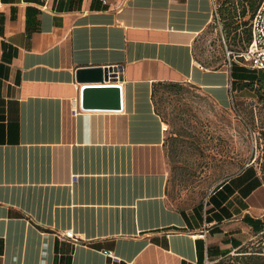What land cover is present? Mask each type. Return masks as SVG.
<instances>
[{
    "label": "crops",
    "instance_id": "0c3cea01",
    "mask_svg": "<svg viewBox=\"0 0 264 264\" xmlns=\"http://www.w3.org/2000/svg\"><path fill=\"white\" fill-rule=\"evenodd\" d=\"M41 6L0 0V264H211L263 234L243 220L264 226V182L249 168L190 211L166 201L158 88L189 84L222 107L233 93L227 65L194 60L210 0ZM93 67L119 68L116 81L76 82ZM108 85L118 111L81 109L84 88Z\"/></svg>",
    "mask_w": 264,
    "mask_h": 264
},
{
    "label": "rangeland",
    "instance_id": "374dc122",
    "mask_svg": "<svg viewBox=\"0 0 264 264\" xmlns=\"http://www.w3.org/2000/svg\"><path fill=\"white\" fill-rule=\"evenodd\" d=\"M222 2L218 1V5ZM246 11L243 20H248L251 14L248 7ZM231 14L224 16L229 20ZM221 18L219 12L218 20H213L194 44V60L203 67L215 69L227 65L225 47L228 51H241V42L233 43L229 38L238 19L226 30L227 35ZM245 30H239L241 39ZM235 61L232 63L240 64L238 59ZM154 101L168 129L169 173L165 195L170 207L190 211L203 205L216 185L246 165L264 177V91L262 96L248 88L234 91L228 106L222 107L200 89L185 84L171 90L158 88ZM260 242L264 240L256 238L244 246L252 253L259 249ZM233 254L211 264H242L236 259L240 256Z\"/></svg>",
    "mask_w": 264,
    "mask_h": 264
},
{
    "label": "trees",
    "instance_id": "16d2710c",
    "mask_svg": "<svg viewBox=\"0 0 264 264\" xmlns=\"http://www.w3.org/2000/svg\"><path fill=\"white\" fill-rule=\"evenodd\" d=\"M223 1L224 2L218 5V13L220 12V14L222 15L221 20L223 22V25H225V28L223 30L225 32L226 30L229 31L230 25L231 24L233 25L234 21H237L238 19V22H236L234 26H232V28L230 29L232 36L229 38L232 40L233 43L240 41L241 51H242L246 47V45L249 43V38H250L249 27H250L251 18H252L253 12L256 10L261 0H223ZM246 7L250 9L251 14L248 17V20H243L247 12ZM237 9H240L239 13H237ZM229 12H231L232 14H231V19L228 20V18H226L224 15L225 13H229ZM239 19H242V21H239ZM240 29L241 30L246 29L245 31H243L244 38L242 39L240 38V34H241L239 31ZM226 33L227 35L229 34V32H226ZM230 74L233 79L231 83L232 92L248 88L250 90H255L257 92H260V96H262V93L264 91V70H252V71L246 70L242 66H239L235 63H231ZM167 87L169 86L167 85L162 86V88H167ZM167 89L171 90L170 88H167ZM243 168L248 169L249 166H245ZM249 169L253 172V174L255 173L254 168L250 167ZM260 178L264 182V177L260 176ZM256 180L252 181V184H251L252 188L254 187ZM225 187H227L226 184L222 186V188H225ZM211 199H212V196L208 198L206 205L211 201ZM222 201L223 202L226 201V197L222 198ZM200 208L203 209L202 207ZM220 209H223V208H220ZM207 211H208L207 209L204 210L203 211L204 214H206ZM243 220L247 225H249L252 228V231L254 234L264 231V226H261V225L260 227L256 226L257 224L256 220H253L252 218H249L246 216L243 218ZM256 238L264 240V233L260 234ZM260 243H261L260 244L261 246L255 252L249 253L248 248L246 246H242L235 252L236 254H233V255H236L235 257L240 256V258H236V259L241 260L242 264H264V242H260ZM213 255L217 257H221L220 259H223L229 256L228 251H222V252L218 251V252H215Z\"/></svg>",
    "mask_w": 264,
    "mask_h": 264
},
{
    "label": "built area",
    "instance_id": "2783aa9c",
    "mask_svg": "<svg viewBox=\"0 0 264 264\" xmlns=\"http://www.w3.org/2000/svg\"><path fill=\"white\" fill-rule=\"evenodd\" d=\"M42 9H46L47 3L49 0H41ZM102 3H106V0H100ZM211 9H212V18L213 20H218V1L210 0ZM250 38L249 43L246 47L236 53L233 51H228L225 47V52L227 56V65L230 68L232 61L236 62L235 59H238L240 66L245 67L251 70H264V0H261L253 12L251 22H250ZM232 98V97H231ZM73 113H76V110H73ZM166 126L164 130H166ZM248 166V165H246ZM76 178H72V182H75ZM61 238H66L70 240H75L73 233L71 231L63 233ZM106 255L110 256L114 261H118L112 253L108 252Z\"/></svg>",
    "mask_w": 264,
    "mask_h": 264
},
{
    "label": "water",
    "instance_id": "95a60500",
    "mask_svg": "<svg viewBox=\"0 0 264 264\" xmlns=\"http://www.w3.org/2000/svg\"><path fill=\"white\" fill-rule=\"evenodd\" d=\"M116 71V72H115ZM119 68L111 67L81 68L75 73L77 83H102L116 81ZM121 105L120 88L118 86H103L84 88L81 95V109H108L118 111Z\"/></svg>",
    "mask_w": 264,
    "mask_h": 264
}]
</instances>
